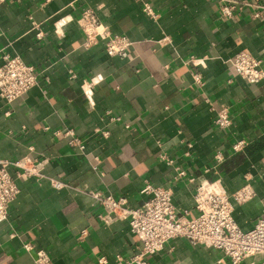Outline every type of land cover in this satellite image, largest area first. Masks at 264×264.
Listing matches in <instances>:
<instances>
[{"label":"crops","instance_id":"1","mask_svg":"<svg viewBox=\"0 0 264 264\" xmlns=\"http://www.w3.org/2000/svg\"><path fill=\"white\" fill-rule=\"evenodd\" d=\"M145 1L157 17L143 11ZM84 7L113 33L129 37L127 57L108 55L102 41L83 45L76 18ZM251 11L244 7L224 20L217 0L0 4V65L4 54L19 55L38 72L37 84L21 98L7 103L0 97V161L48 159L43 178L17 180L19 193L0 223V264H36L27 242L46 250L51 264L128 259L140 240L127 220L103 223L89 192L124 196L139 206L145 180L171 187L173 203L188 217L195 214L199 184L220 177L230 194L249 185L253 195L233 201L234 219L248 230L264 217V80L249 83L228 62L247 50L264 66V21L251 18ZM221 108L231 116L229 127L214 123ZM69 128L83 148L69 145L63 133ZM241 139L248 143L235 151ZM160 152L186 170L184 179L173 180V167L156 157ZM216 152L223 157L218 173L204 172ZM50 178L65 185L56 188ZM147 261L229 264L218 249L182 238L168 240Z\"/></svg>","mask_w":264,"mask_h":264},{"label":"built area","instance_id":"2","mask_svg":"<svg viewBox=\"0 0 264 264\" xmlns=\"http://www.w3.org/2000/svg\"><path fill=\"white\" fill-rule=\"evenodd\" d=\"M5 0H0L2 4ZM220 16L224 20L233 19L244 7H251V18L264 21V0H217ZM143 11L150 17H157L151 4L143 2ZM83 34V45L89 47L102 41L105 50L110 56L127 57L132 41L126 34L113 33L107 25L102 23L95 11L90 7L80 10L76 18ZM37 25V24H35ZM37 37L42 33L38 32ZM237 75L249 83H259L264 80V66L260 59L247 50H239L228 59ZM200 82L198 76L195 77ZM38 82V72L34 65L23 61L19 55H3L0 65V97L7 103L21 98L30 88ZM217 127H229L232 123L227 109L221 108L214 118ZM103 135L107 131H100ZM69 145L83 148L84 142L69 128L64 130ZM246 140H238L233 144L235 151L242 150L247 145ZM188 148L191 143H187ZM173 167V180L184 179L186 170L175 164L174 160L166 153L160 152L156 156ZM223 162L220 152L214 154V162L204 169V172L213 170L218 173V168ZM48 163L47 158L35 159L22 156L11 160L0 161V223L7 219L10 206L19 193L17 180L43 178L44 169ZM9 168H13L12 174ZM192 180V178H188ZM51 184L61 188L65 184L56 178H50ZM140 193L145 199L139 206L128 204L124 196L103 194L99 190H92L89 194L95 203L100 206L98 218L105 224L117 220H127L130 230L138 237L141 248L128 259L118 256L113 264H148L147 257L163 249L165 243L173 238H182L189 244H201L218 249L228 258L229 264H243L244 260L253 255H259L257 262L248 264H264V217H260L254 225L243 230L236 223L233 216V201L244 202L253 195L249 185L229 193L218 177L211 181L199 184L193 194L195 214L188 217V211H179L172 200L173 190L145 180L140 188ZM27 251L34 252L36 264H51L48 252L36 248L27 242L24 245ZM96 264H107L104 256L97 259Z\"/></svg>","mask_w":264,"mask_h":264}]
</instances>
